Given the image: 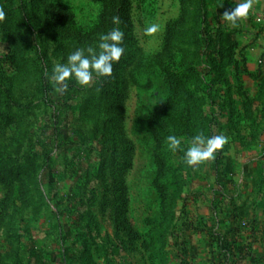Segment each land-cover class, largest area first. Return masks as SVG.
I'll use <instances>...</instances> for the list:
<instances>
[{
  "label": "rangeland",
  "instance_id": "1",
  "mask_svg": "<svg viewBox=\"0 0 264 264\" xmlns=\"http://www.w3.org/2000/svg\"><path fill=\"white\" fill-rule=\"evenodd\" d=\"M47 2L82 34L103 6ZM238 2L129 0L109 88L94 77L65 89L54 66L99 37L61 38L39 0H0V264H264V0L234 27L221 17ZM198 134L228 143L189 167Z\"/></svg>",
  "mask_w": 264,
  "mask_h": 264
},
{
  "label": "clouds",
  "instance_id": "2",
  "mask_svg": "<svg viewBox=\"0 0 264 264\" xmlns=\"http://www.w3.org/2000/svg\"><path fill=\"white\" fill-rule=\"evenodd\" d=\"M254 0H239L235 7L226 11L221 19L224 22L236 26L243 18H246L253 7ZM6 16L5 11L0 8V20ZM113 23H119L116 17ZM159 30V25L152 24L145 28L146 35H152ZM125 33L119 28L101 34L99 37L98 50L93 47L77 48L70 53L65 63L54 66L51 79L57 85H64L67 88V81L74 80L80 86H88L94 77H111L113 66L118 63L125 54L124 43ZM172 150L180 148L181 140L176 135H169L166 138ZM228 143L225 135L205 137L202 134L192 137L191 144L184 152L185 163L194 167L200 163L216 158V155Z\"/></svg>",
  "mask_w": 264,
  "mask_h": 264
},
{
  "label": "trees",
  "instance_id": "3",
  "mask_svg": "<svg viewBox=\"0 0 264 264\" xmlns=\"http://www.w3.org/2000/svg\"><path fill=\"white\" fill-rule=\"evenodd\" d=\"M185 0H180L181 5H184ZM40 7L42 8L43 12L46 16L49 17V20L51 24L53 25V31L55 35L61 37L70 39L71 41L77 42V43H91L94 38L100 37L101 34L107 33L111 31L113 28H119L125 33L124 37V43H130L131 41V22H130V4L129 0H103V6L102 11L99 17V23L95 29H93L91 32L87 34H82L80 31L75 30L72 28L73 23L71 22V16L68 14V12L58 5H52L47 2V0H39ZM119 18V23H113L114 18ZM110 80L111 77H102L101 80V89H108L110 86ZM42 89L41 93L45 97L46 102H48L51 92L48 87V77H45L42 79ZM171 85L173 88H177L176 84L174 82H171ZM120 105V104H119ZM164 106L157 107L153 114L151 115V118L149 119V128L150 131L153 134V138L157 144V153L162 145L161 136L156 128L154 120L158 117V115L161 112V109ZM121 117L120 115L115 117L114 122L116 124L119 123ZM119 143L121 145L127 146V151L131 149L130 144L126 143L122 137L118 136ZM158 158V155H157ZM128 167H123V170L127 169ZM2 173H0V182L4 183L8 186V183L3 179ZM118 189H116L117 193H120V196L122 197V204L124 205V185L121 181L118 183L117 186Z\"/></svg>",
  "mask_w": 264,
  "mask_h": 264
}]
</instances>
